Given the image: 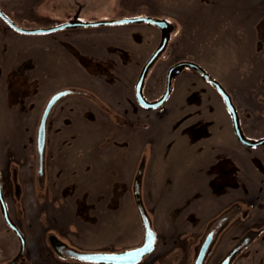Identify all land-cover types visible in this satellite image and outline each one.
I'll return each instance as SVG.
<instances>
[{
	"label": "rangeland",
	"instance_id": "1",
	"mask_svg": "<svg viewBox=\"0 0 264 264\" xmlns=\"http://www.w3.org/2000/svg\"><path fill=\"white\" fill-rule=\"evenodd\" d=\"M0 9L25 29L76 13L83 22L164 18L170 38L148 69L144 96H161L172 64L196 62L230 94L244 136L264 137V0H0ZM159 41V29L143 22L24 34L0 18V170L17 171L20 191L11 182L3 193L26 239L17 264H95L52 253L50 232L82 251L140 245L138 173L157 234L144 263L193 264L211 219L239 201L247 214L229 223L205 264L236 243L231 264H264V144L236 139L220 94L191 68L173 76L162 106L141 107L134 84ZM70 84L82 95H67L47 117L42 177L39 118L49 96ZM73 105L87 110L69 124L63 114ZM250 229L257 233L242 241ZM18 251L0 212V264Z\"/></svg>",
	"mask_w": 264,
	"mask_h": 264
},
{
	"label": "water",
	"instance_id": "2",
	"mask_svg": "<svg viewBox=\"0 0 264 264\" xmlns=\"http://www.w3.org/2000/svg\"><path fill=\"white\" fill-rule=\"evenodd\" d=\"M0 18L15 31L25 34H41V33L53 32L55 30H59L62 28L89 27V26L104 25V24H124V23H133V22L136 23L143 22L147 24H152L156 26L160 31V41L157 47L154 49V51L151 53V55L142 65L140 73L135 81L134 95L137 103L146 109H154L160 107L165 102L168 94L170 93V82L172 76L180 72L185 67L191 68L195 70L204 81L209 83L220 94L223 103L230 114L233 131L237 140L249 147L264 144V137L258 140H249L244 136V134L241 131L238 113L235 105L232 102L230 94L224 89V87L221 85L219 81L211 77L207 73V71L196 62L190 60H182L172 64L168 68L166 73L165 88L162 95L158 99L153 101L147 100L145 98L142 92V88L148 69L156 60L158 55L165 49L170 38L171 25L164 18H154L152 16H133V17H123L113 20L83 22V21H79L76 18V16H74L72 20L66 23H62L56 26H51L46 28H31V29H25L16 26L14 22L5 13L2 12L1 9H0ZM70 92L71 90L69 89L57 91L50 97V99L46 103L36 133V146H37V151L40 154V159L42 157V152L45 143V122L49 110L60 97ZM140 187H141L140 173H138L134 178L133 196L144 233L143 240L140 245L118 251H104V250L82 251L67 247V244L64 241L60 240L58 237H56L54 234H50L48 236V242L52 246H55V248L67 247L65 251L68 254L69 258L79 262H88L95 264H138L146 255L154 251L156 247V239H157V234L151 226V220L142 202ZM0 212L3 217V220L15 233L19 241V253L9 263V264H14L18 256L22 254V252L25 249V236L23 235L22 231L19 229L17 224L11 219L9 215L7 203L5 201V197L3 195L2 187H1V174H0ZM149 233H151V235H149ZM202 258H203L202 252H200V254L194 260L193 264H202ZM222 264H229V260L223 262Z\"/></svg>",
	"mask_w": 264,
	"mask_h": 264
},
{
	"label": "flooded vegetation",
	"instance_id": "3",
	"mask_svg": "<svg viewBox=\"0 0 264 264\" xmlns=\"http://www.w3.org/2000/svg\"><path fill=\"white\" fill-rule=\"evenodd\" d=\"M74 16H76V18H77V13L74 15ZM73 16V17H74ZM73 17H71V18H69L68 20H66V21H63V22H61V23H59V24H62V23H66V22H68V21H70V20H72L73 19ZM59 24H56V25H59ZM56 25H52V26H56ZM36 27V26H35ZM35 27H32V28H35ZM40 27H44V28H46V27H49V26H44V25H40V26H38V28H40ZM51 27V26H50ZM28 28V27H27ZM30 28V27H29ZM75 28H81V27H74V28H62V29H59V30H64V29H75ZM55 31H58V30H55ZM55 31H53V32H55ZM16 32H18V31H16ZM48 33H52V32H48ZM25 34V33H24ZM42 34V33H41ZM167 73V72H166ZM176 75V74H175ZM174 76V75H173ZM173 76H172V78H173ZM166 78V77H165ZM172 78H171V81H172ZM143 86H144V83H143ZM170 87H171V82H170ZM65 89H69V90H71V92L70 93H68V94H65L64 96H62V97H60L53 105H52V107H51V109L49 110V113H50V111L53 109V107H54V105L56 104V103H58L61 99H63L64 97H66L67 95H69V94H78V95H82V93L80 92L81 91V88H78V87H75V86H72V87H64ZM164 88H165V85H164ZM65 89H60V90H65ZM76 89V90H75ZM60 90H58V91H60ZM78 90H80V91H78ZM57 92V91H56ZM142 92H143V88H142ZM55 93V92H54ZM53 93V94H54ZM170 93H171V89H170ZM170 93L168 94V96L170 95ZM52 94V95H53ZM51 95V96H52ZM144 95V94H143ZM162 95V94H161ZM51 96H49V98L47 99V102H48V100L50 99V97ZM135 96V95H134ZM168 96H167V98H168ZM146 98V97H145ZM166 98V99H167ZM147 99V98H146ZM158 99V98H157ZM135 100H136V98H135ZM148 100V99H147ZM153 100H156V99H153ZM153 100H150V101H153ZM166 101V100H165ZM46 102V103H47ZM137 102V101H136ZM165 103V102H164ZM163 103V104H164ZM162 104V105H163ZM161 105V106H162ZM45 106H46V104H45ZM45 106H44V108H45ZM142 107V106H141ZM44 108H43V110H44ZM43 110H42V113H43ZM42 113H41V116H42ZM49 113H48V115H49ZM48 115H47V117H48ZM41 116H40V118H39V122H40V119H41ZM46 120H47V118H46ZM39 122H38V125H39ZM38 125H37V128H38ZM58 128H60V127H58ZM36 133H37V130H36ZM46 122H45V143H44V148H43V152H42V157H41V159H40V154H39V152L37 151V146H36V151H37V155H38V162H37V164H38V172H39V174H41L42 175V177H43V164H44V159H43V156H44V151H45V147H46V144H47V142H46ZM258 140V139H257ZM263 145V144H262ZM258 146H260V145H258ZM0 174H1V187H2V192H4V189L6 190L9 186H10V184H11V182L14 184V188H15V191H16V193H18L19 191H20V186H19V184L16 182V176H17V171L16 170H13L12 171V175H11V177H8V176H4L3 175V173H2V171L0 170ZM41 177V176H40ZM39 177V178H40ZM39 178H38V182H39ZM3 195H4V193H3ZM245 208V207H244ZM243 207H242V205L240 204V202L239 201H233L232 203H230L229 205H228V207L225 209V210H223L222 212L220 211L219 213H218V215L216 216V217H214V218H212L211 219V222H212V224H211V226H213V229H209L211 226L209 225V227H207V232L205 233V235L204 236H201V238H200V240H199V243L196 245V246H194L193 248H194V252H195V259H196V257L200 254V252H202V264H205V262H206V260H207V258H208V256L210 255V253H211V251L213 250V247L215 246V244L217 243V241H218V239H219V237L222 235V233L226 230V228H227V226L229 225V223L230 222H232L234 219H236V218H238V219H240V220H242L243 219V216H245L247 213H246V208L244 209ZM18 226V225H17ZM246 233H245V235H244V238L242 239V241H246L247 239H248V237H252V236H254L256 233H257V230H255V229H250V230H246L245 231ZM50 234H54V233H48L47 234V236H46V238H47V242H48V236L50 235ZM55 235V234H54ZM56 237H57V235H55ZM61 240V239H60ZM157 240V239H156ZM241 242V241H240ZM48 247L50 248V251L53 253H55V254H57L58 256H62V257H68L69 258V256H68V254L66 253V251H65V249L67 248V247H70V248H73L72 246H70V245H68L67 244V247H58V248H55V246H52L49 242H48ZM25 248H26V239H25ZM75 249V248H74ZM239 249H240V243H236L235 245H234V247H232L231 249H229L228 250V252H227V250L225 251V253L218 259V261H217V263L216 264H222L223 262H225V261H227V260H229V264H231V261H232V257L237 253V251H239ZM18 253H19V251H18ZM18 253L15 255V256H17L18 255ZM24 253H25V249H24V251L22 252V254H20L19 256H18V258L16 259V261H15V263L14 264H17L22 258H23V256H24ZM151 254V253H150ZM149 255V254H148ZM148 255H146V256H148ZM14 256V257H15ZM146 256L138 263V264H146V263H144L143 261L146 259ZM13 257V258H14ZM12 258V259H13ZM11 259V260H12ZM70 259V258H69ZM10 260V261H11ZM10 261L8 262V264L10 263ZM7 264V263H6Z\"/></svg>",
	"mask_w": 264,
	"mask_h": 264
},
{
	"label": "crops",
	"instance_id": "4",
	"mask_svg": "<svg viewBox=\"0 0 264 264\" xmlns=\"http://www.w3.org/2000/svg\"><path fill=\"white\" fill-rule=\"evenodd\" d=\"M69 60H71V58L69 57ZM72 86H75V85H73V84H70V86H66V87H72ZM78 98H81V97H78ZM76 98L74 97V99L73 100H75ZM69 108H71L70 110H69V112L67 111V112H65L63 115H65V119H67L68 120V122H69V124H71L72 122H76V120H78V119H81V122H82V114H84V110H87V107L86 106H84V107H82V105H81V107L80 106H78V105H73V106H71V107H69ZM63 120H64V117H63ZM64 126H66L65 124H64ZM68 126V128H70L71 126L70 125H67ZM60 127H63V125H62V123H60ZM53 132V131H52ZM51 133H49V135H50ZM51 137H53V139H55V135L54 134H51L50 135Z\"/></svg>",
	"mask_w": 264,
	"mask_h": 264
},
{
	"label": "snow or ice",
	"instance_id": "5",
	"mask_svg": "<svg viewBox=\"0 0 264 264\" xmlns=\"http://www.w3.org/2000/svg\"><path fill=\"white\" fill-rule=\"evenodd\" d=\"M149 235H151V233H149Z\"/></svg>",
	"mask_w": 264,
	"mask_h": 264
}]
</instances>
